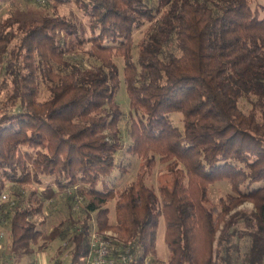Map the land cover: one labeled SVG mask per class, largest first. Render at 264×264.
<instances>
[{
    "label": "trees",
    "instance_id": "1",
    "mask_svg": "<svg viewBox=\"0 0 264 264\" xmlns=\"http://www.w3.org/2000/svg\"><path fill=\"white\" fill-rule=\"evenodd\" d=\"M34 1L74 2L88 27L56 11L0 20V212L12 251L43 248L36 215L64 195L68 215L48 237L61 241L59 252L72 245L68 264H83L93 229L116 232L111 252L129 246L131 264H264V3ZM145 22L135 56L134 32ZM115 56L140 114L128 144L140 167L124 188L111 180L125 167ZM157 159L169 174L158 190L146 180ZM221 179L231 192L209 204ZM161 217L166 261L157 251Z\"/></svg>",
    "mask_w": 264,
    "mask_h": 264
},
{
    "label": "rangeland",
    "instance_id": "2",
    "mask_svg": "<svg viewBox=\"0 0 264 264\" xmlns=\"http://www.w3.org/2000/svg\"><path fill=\"white\" fill-rule=\"evenodd\" d=\"M259 3H264V0H253L252 2L253 6L258 5ZM55 11L72 18L78 23L81 30L87 29L88 18L83 13V10L74 2L65 3L55 8L51 4L39 3L34 0H8L0 7V20L11 14L19 15L21 17H40L45 13H53ZM148 25L149 23L145 22L134 32V42L136 44L134 48L135 56H137L138 52L137 43L143 37ZM115 61L118 63L120 71V83L117 87L115 98L124 112V115L120 120L124 147L118 151L117 157L118 161L121 164L123 163L125 167L121 169L122 165L119 166L120 168H117L115 173L111 176V180L112 184L117 188H124L136 177L137 171L140 167L141 157L139 154L128 150V144L131 141L129 127L132 119L138 120L140 114L135 112L130 105V98L124 78V59L122 57L115 56ZM45 94H47V91L43 89L42 96H45ZM170 117L176 125L183 127L182 114L180 112H171ZM146 180L148 184L158 190L161 184L169 181L166 164L157 159L154 166H152L148 172ZM36 186L37 184L31 183L26 187V191L28 192ZM229 192H231L230 181L228 179L217 180L209 187L208 203L212 204L217 202L220 197L226 196ZM7 193L8 190L3 191V194ZM25 201L26 200H24V202ZM27 201L29 202L30 199ZM109 204L112 208L111 218L114 219V200L110 201ZM243 205L252 207L253 203L247 201ZM76 207L77 211L80 210L78 204H76ZM68 212L69 207L64 195H60L56 200L48 201L46 203L43 214L36 215L38 226L43 230V233L39 237L38 244H42L43 248L41 247L31 255H25L12 251L8 241V229L10 226L9 217H5L4 213L0 212V233H3V237L0 239V264H51L54 259L58 258L63 264H68L70 248L72 245L69 244L65 247V249L59 252V245L61 241L58 239L50 240L48 237V231L50 228L58 221L65 218L68 215ZM164 235L165 224L164 218L161 217L158 226L157 251L162 261H166L169 255Z\"/></svg>",
    "mask_w": 264,
    "mask_h": 264
},
{
    "label": "built area",
    "instance_id": "3",
    "mask_svg": "<svg viewBox=\"0 0 264 264\" xmlns=\"http://www.w3.org/2000/svg\"><path fill=\"white\" fill-rule=\"evenodd\" d=\"M3 194V198H7ZM116 236V232L109 229L101 233L95 229L89 236L90 251L85 257L83 264H131L134 260V254L129 246L120 247L117 254L111 252V240ZM3 233H0V239ZM143 264H151L149 257H146Z\"/></svg>",
    "mask_w": 264,
    "mask_h": 264
}]
</instances>
